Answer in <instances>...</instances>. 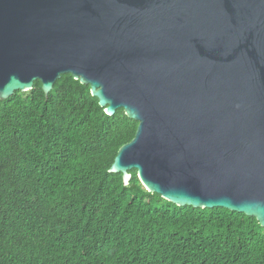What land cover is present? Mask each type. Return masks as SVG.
<instances>
[{"label": "water", "instance_id": "1", "mask_svg": "<svg viewBox=\"0 0 264 264\" xmlns=\"http://www.w3.org/2000/svg\"><path fill=\"white\" fill-rule=\"evenodd\" d=\"M63 74L138 123L109 173L264 228V0H0V101Z\"/></svg>", "mask_w": 264, "mask_h": 264}, {"label": "trees", "instance_id": "2", "mask_svg": "<svg viewBox=\"0 0 264 264\" xmlns=\"http://www.w3.org/2000/svg\"><path fill=\"white\" fill-rule=\"evenodd\" d=\"M138 123L63 74L0 101V264H264V228L109 173Z\"/></svg>", "mask_w": 264, "mask_h": 264}]
</instances>
